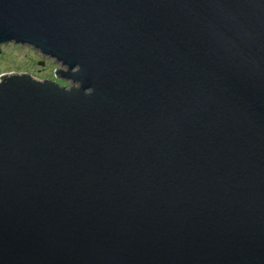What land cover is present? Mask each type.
Listing matches in <instances>:
<instances>
[{"label":"water","instance_id":"water-1","mask_svg":"<svg viewBox=\"0 0 264 264\" xmlns=\"http://www.w3.org/2000/svg\"><path fill=\"white\" fill-rule=\"evenodd\" d=\"M11 42L59 67L0 75V264H264V0H0Z\"/></svg>","mask_w":264,"mask_h":264},{"label":"rangeland","instance_id":"rangeland-1","mask_svg":"<svg viewBox=\"0 0 264 264\" xmlns=\"http://www.w3.org/2000/svg\"><path fill=\"white\" fill-rule=\"evenodd\" d=\"M39 61H44L41 64ZM59 65L51 59L42 57L38 51L30 46L16 45L13 42L3 44L0 52V75L14 72H28L38 79H53L55 69ZM63 85H67L65 81H60Z\"/></svg>","mask_w":264,"mask_h":264},{"label":"flooded vegetation","instance_id":"flooded-vegetation-1","mask_svg":"<svg viewBox=\"0 0 264 264\" xmlns=\"http://www.w3.org/2000/svg\"><path fill=\"white\" fill-rule=\"evenodd\" d=\"M41 64H45L44 61H39Z\"/></svg>","mask_w":264,"mask_h":264}]
</instances>
